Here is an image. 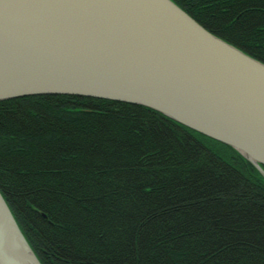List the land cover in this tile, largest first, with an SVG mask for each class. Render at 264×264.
I'll list each match as a JSON object with an SVG mask.
<instances>
[{
    "label": "trees",
    "instance_id": "16d2710c",
    "mask_svg": "<svg viewBox=\"0 0 264 264\" xmlns=\"http://www.w3.org/2000/svg\"><path fill=\"white\" fill-rule=\"evenodd\" d=\"M173 1L264 63V0ZM0 191L42 264H264L263 174L145 105L0 100Z\"/></svg>",
    "mask_w": 264,
    "mask_h": 264
},
{
    "label": "water",
    "instance_id": "95a60500",
    "mask_svg": "<svg viewBox=\"0 0 264 264\" xmlns=\"http://www.w3.org/2000/svg\"><path fill=\"white\" fill-rule=\"evenodd\" d=\"M40 94L145 105L264 176V63L173 0H0V100ZM0 264H42L1 191Z\"/></svg>",
    "mask_w": 264,
    "mask_h": 264
}]
</instances>
